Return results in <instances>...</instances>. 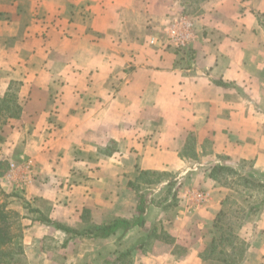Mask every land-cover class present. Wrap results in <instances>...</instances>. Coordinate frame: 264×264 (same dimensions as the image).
Wrapping results in <instances>:
<instances>
[{"label":"crops","instance_id":"0c3cea01","mask_svg":"<svg viewBox=\"0 0 264 264\" xmlns=\"http://www.w3.org/2000/svg\"><path fill=\"white\" fill-rule=\"evenodd\" d=\"M12 99L0 187L17 196L25 258L106 264L158 225L187 253L134 250L132 264H220L199 256L228 191L211 168L225 156L264 173V0H0V104ZM142 171L179 181L175 207L147 201L145 229L87 239L41 221L133 220ZM254 221L243 264L264 262V211Z\"/></svg>","mask_w":264,"mask_h":264},{"label":"trees","instance_id":"16d2710c","mask_svg":"<svg viewBox=\"0 0 264 264\" xmlns=\"http://www.w3.org/2000/svg\"><path fill=\"white\" fill-rule=\"evenodd\" d=\"M4 108L10 112L13 111L11 116L15 118L18 116L19 109L21 110V106L13 99L2 101L0 110L3 111L2 109ZM195 144V138L191 135L186 153L190 155L188 157L193 159L196 157L194 153ZM181 155L185 157L184 154ZM219 158L221 161L211 168L209 176L226 188L228 194L222 201V208L213 223L214 237L199 256L203 261H218L222 264H243L249 256L251 244L241 236V230L253 218L259 217L264 211V173L257 171L254 165L247 161L230 163L228 157L221 156ZM7 168V165L0 163V175ZM168 176L170 175L166 173L142 171L139 172L135 181L129 182V187L134 190H140L142 185L160 184L162 179ZM177 182L176 178L172 177L167 183L168 192L172 194V197L165 199L169 200L164 206L165 209H170L177 205V188L175 189ZM1 193L6 199L17 197L16 195H8L2 189ZM147 201L144 196H140L137 217L133 220L115 218L100 225L90 224L81 230L53 223L47 218H43L41 221L53 224L55 228L64 231L72 237H84L87 239L110 238L120 230L125 233L136 226L145 229L146 221L143 215L146 212ZM21 220L22 216L20 213L11 209L6 201L0 203V264H20L26 256ZM156 242L174 245L175 239L158 225H153L146 232L143 239L139 241V244L134 249L118 256L114 264H125V259L131 258L134 250L146 252ZM131 262L132 260L128 264H132Z\"/></svg>","mask_w":264,"mask_h":264},{"label":"rangeland","instance_id":"374dc122","mask_svg":"<svg viewBox=\"0 0 264 264\" xmlns=\"http://www.w3.org/2000/svg\"><path fill=\"white\" fill-rule=\"evenodd\" d=\"M235 163H238V161H235ZM179 182V181H178ZM178 182H177V184H178ZM177 188V185L175 186V189ZM168 187L167 186H165V185H159V184H154V185H151V186H144V187H142V188H140V190L138 191V190H134V189H131V191L133 192V191H136L135 193H134V195L136 196V199H137V201L139 202V199H140V196H144L147 200H149V199H155L156 201H164L165 199H170L171 197H172V194H170L169 192H168ZM174 189V190H175ZM227 194H228V191L226 192ZM20 194V193H19ZM151 194L153 195V196H151ZM169 195V196H168ZM4 201H6L8 204H9V207L11 206V204L12 203H14V201L15 200H13V198L11 197V198H9V199H6L4 196H3V194L1 193V187H0V203H2V202H4ZM167 201H169V200H166L165 202H163L164 204H166V203H168ZM19 202V201H18ZM42 207L48 212L49 211V209H50V205H49V203H43V205H42ZM41 218V217H40ZM88 217H86V221H85V224L83 223V225L82 226H80L79 225V230H81V228L82 227H85V226H88V225H90V221H89V219H87ZM254 219V218H253ZM252 219V220H253ZM252 224H255V221L254 222H252V223H250V225H249V223H248V227H250ZM245 227H247V226H245ZM83 229V228H82ZM247 234L249 235V233L246 231V230H244V232L242 233V235L245 237L244 239H248V237L250 238L251 237V235H253V233L251 232L250 233V235L247 237ZM146 235V233L145 232H142L141 233V237H140V240L141 239H143V237ZM24 238V237H23ZM117 239L118 238H116V237H114V238H111V241H113V242H117ZM139 240V241H140ZM139 244V242H137V245ZM56 246H58V245H55V244H53L51 241H49V242H45V244H44V247H48V248H53V247H56ZM155 247H159V249L160 250H169V249H172L173 250V252H174V254H177V256H179V257H182V256H184L185 255V253H187V247L186 246H184V245H179V246H177L176 248H173V246H171V245H168V244H165V243H158V242H156V243H154V244H152V247L150 248V250L153 252L154 251V248ZM108 252H109V250H107ZM127 251V250H126ZM112 254L110 255V256H108L109 258H108V260L106 261V264H114V262L116 261V258H117V254L116 253H113V252H111ZM124 253H125V251H124ZM36 254V253H35ZM35 254H33L32 256H33V258H32V260L31 261H29L27 258H23V260L20 262V264H34L35 263V261H39L38 259H39V257H38V255H35ZM130 262V258L128 257V258H126L125 259V264H128ZM215 262H218V261H215ZM218 263H220V262H218ZM220 264H222V263H220ZM261 264H264V262H261Z\"/></svg>","mask_w":264,"mask_h":264},{"label":"built area","instance_id":"2783aa9c","mask_svg":"<svg viewBox=\"0 0 264 264\" xmlns=\"http://www.w3.org/2000/svg\"><path fill=\"white\" fill-rule=\"evenodd\" d=\"M174 37V35H172V38Z\"/></svg>","mask_w":264,"mask_h":264}]
</instances>
